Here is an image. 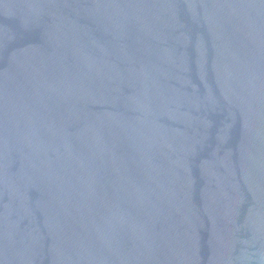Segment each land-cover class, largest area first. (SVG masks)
Instances as JSON below:
<instances>
[{
  "label": "water",
  "instance_id": "obj_1",
  "mask_svg": "<svg viewBox=\"0 0 264 264\" xmlns=\"http://www.w3.org/2000/svg\"><path fill=\"white\" fill-rule=\"evenodd\" d=\"M0 264H264V0H0Z\"/></svg>",
  "mask_w": 264,
  "mask_h": 264
}]
</instances>
